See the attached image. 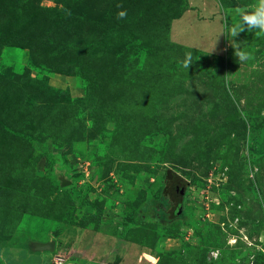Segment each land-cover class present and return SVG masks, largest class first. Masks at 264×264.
Returning <instances> with one entry per match:
<instances>
[{
    "label": "rangeland",
    "instance_id": "rangeland-1",
    "mask_svg": "<svg viewBox=\"0 0 264 264\" xmlns=\"http://www.w3.org/2000/svg\"><path fill=\"white\" fill-rule=\"evenodd\" d=\"M257 3L0 0V264H264Z\"/></svg>",
    "mask_w": 264,
    "mask_h": 264
},
{
    "label": "clouds",
    "instance_id": "clouds-1",
    "mask_svg": "<svg viewBox=\"0 0 264 264\" xmlns=\"http://www.w3.org/2000/svg\"><path fill=\"white\" fill-rule=\"evenodd\" d=\"M234 14L239 17V21L229 28L231 37L236 38L242 32H252L258 30L264 33V0H258L257 5L253 10L249 11L246 8L234 9ZM126 13L120 12L119 18H124ZM235 55L240 61L251 59V55L242 51H236ZM184 67H189L191 63V54L186 53V59L183 62Z\"/></svg>",
    "mask_w": 264,
    "mask_h": 264
},
{
    "label": "water",
    "instance_id": "water-1",
    "mask_svg": "<svg viewBox=\"0 0 264 264\" xmlns=\"http://www.w3.org/2000/svg\"><path fill=\"white\" fill-rule=\"evenodd\" d=\"M48 247H49L50 249H53V248H54V245L51 244V245H49Z\"/></svg>",
    "mask_w": 264,
    "mask_h": 264
},
{
    "label": "trees",
    "instance_id": "trees-1",
    "mask_svg": "<svg viewBox=\"0 0 264 264\" xmlns=\"http://www.w3.org/2000/svg\"><path fill=\"white\" fill-rule=\"evenodd\" d=\"M159 203H160V204H161V203H165V201H163V200L161 199ZM151 209H152V208H151Z\"/></svg>",
    "mask_w": 264,
    "mask_h": 264
},
{
    "label": "bare ground",
    "instance_id": "bare-ground-1",
    "mask_svg": "<svg viewBox=\"0 0 264 264\" xmlns=\"http://www.w3.org/2000/svg\"><path fill=\"white\" fill-rule=\"evenodd\" d=\"M234 243V242H233Z\"/></svg>",
    "mask_w": 264,
    "mask_h": 264
}]
</instances>
